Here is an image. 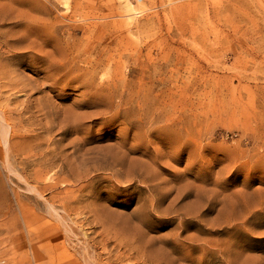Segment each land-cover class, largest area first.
<instances>
[{
  "label": "rangeland",
  "instance_id": "374dc122",
  "mask_svg": "<svg viewBox=\"0 0 264 264\" xmlns=\"http://www.w3.org/2000/svg\"><path fill=\"white\" fill-rule=\"evenodd\" d=\"M0 264H264V0H0Z\"/></svg>",
  "mask_w": 264,
  "mask_h": 264
}]
</instances>
